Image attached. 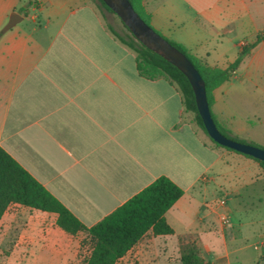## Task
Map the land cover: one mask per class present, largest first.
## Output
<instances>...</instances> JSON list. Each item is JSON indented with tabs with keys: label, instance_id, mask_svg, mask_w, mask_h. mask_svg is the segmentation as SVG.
<instances>
[{
	"label": "crops",
	"instance_id": "crops-1",
	"mask_svg": "<svg viewBox=\"0 0 264 264\" xmlns=\"http://www.w3.org/2000/svg\"><path fill=\"white\" fill-rule=\"evenodd\" d=\"M142 2L161 35L211 66L227 67L264 32V0ZM13 12L22 19L2 31ZM110 26L93 0H0V147L87 227L159 176L183 190L165 213L173 233L147 232L116 264H180L181 237L207 264H264L263 169L215 146L174 83L139 75ZM212 93L218 123L264 147V38ZM245 98L253 110L236 126L230 107ZM56 217L10 205L0 260L73 261L81 235Z\"/></svg>",
	"mask_w": 264,
	"mask_h": 264
},
{
	"label": "trees",
	"instance_id": "trees-1",
	"mask_svg": "<svg viewBox=\"0 0 264 264\" xmlns=\"http://www.w3.org/2000/svg\"><path fill=\"white\" fill-rule=\"evenodd\" d=\"M98 1L100 6L116 14L102 0ZM130 2L140 17L153 27L150 22L151 15L146 11L142 0H130ZM121 23L125 28L124 33H119L112 26L110 30L124 45L133 50L139 75L149 79L163 77L174 83L181 93L185 110L193 114V122L207 134L196 108L193 89L186 76L175 65L136 39L128 27L122 21ZM165 38L185 53L199 71L211 110L213 90L231 78L243 56L264 38V32L260 33L254 42L243 45L237 58L224 68L207 64L203 59L190 53L182 43ZM212 117L225 136L264 148L255 142L232 135L228 129L218 123L213 114ZM209 139L217 147L252 158L264 171V161L220 145L210 137ZM182 193L183 190L168 177L159 176L100 221L87 227L0 147V219L12 204L56 213V224L63 231L71 235L84 234L79 242V249H83L85 245H88V249L80 258V264H116L147 232L154 236L172 234L173 229L166 221L165 213ZM178 247L180 264H207L200 255L195 241L181 237Z\"/></svg>",
	"mask_w": 264,
	"mask_h": 264
},
{
	"label": "water",
	"instance_id": "water-1",
	"mask_svg": "<svg viewBox=\"0 0 264 264\" xmlns=\"http://www.w3.org/2000/svg\"><path fill=\"white\" fill-rule=\"evenodd\" d=\"M102 1L116 13L136 39L175 65L186 76L194 92L198 114L202 119L208 136L212 140L220 145L264 161V148L232 139L220 132L211 114L206 97L204 81L199 71L185 53L175 47L163 35L147 24L135 11L130 0ZM21 19V15L13 12L10 14L8 22L2 28V31L12 27Z\"/></svg>",
	"mask_w": 264,
	"mask_h": 264
},
{
	"label": "rangeland",
	"instance_id": "rangeland-1",
	"mask_svg": "<svg viewBox=\"0 0 264 264\" xmlns=\"http://www.w3.org/2000/svg\"><path fill=\"white\" fill-rule=\"evenodd\" d=\"M97 5H99V9L101 10L103 16L105 17V19L107 20V22L109 24H111V26L118 31L119 33H124L125 32V28L123 27L120 18L114 14L111 13L110 11L106 10L105 8H103L102 6H100V3L98 0H93ZM253 103L249 98H245L242 101H237V102H233V105H231L230 110L234 113L235 115V125L237 126L238 124H244L245 123V117H247V115H249L248 113L253 110ZM81 238L80 240L84 237L83 233H80ZM83 236V237H82ZM79 240V242H80ZM88 249V245H85L83 249H79L78 247V254L77 257L71 261L69 264H80V258H82V256L86 253ZM2 251H9V246L6 245L5 247L2 246ZM81 256H80V255ZM0 264H12V262H5L3 260H0Z\"/></svg>",
	"mask_w": 264,
	"mask_h": 264
},
{
	"label": "built area",
	"instance_id": "built-area-1",
	"mask_svg": "<svg viewBox=\"0 0 264 264\" xmlns=\"http://www.w3.org/2000/svg\"><path fill=\"white\" fill-rule=\"evenodd\" d=\"M226 200H227V194L226 193H222L220 196H218V204L221 206H224L226 204ZM224 223H227L228 218L224 217L222 220Z\"/></svg>",
	"mask_w": 264,
	"mask_h": 264
}]
</instances>
